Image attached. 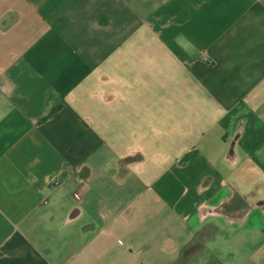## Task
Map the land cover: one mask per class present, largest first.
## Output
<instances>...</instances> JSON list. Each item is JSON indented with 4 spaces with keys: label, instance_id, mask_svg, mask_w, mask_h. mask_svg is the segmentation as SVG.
Masks as SVG:
<instances>
[{
    "label": "crops",
    "instance_id": "0c3cea01",
    "mask_svg": "<svg viewBox=\"0 0 264 264\" xmlns=\"http://www.w3.org/2000/svg\"><path fill=\"white\" fill-rule=\"evenodd\" d=\"M0 264H264V0H0Z\"/></svg>",
    "mask_w": 264,
    "mask_h": 264
},
{
    "label": "trees",
    "instance_id": "16d2710c",
    "mask_svg": "<svg viewBox=\"0 0 264 264\" xmlns=\"http://www.w3.org/2000/svg\"><path fill=\"white\" fill-rule=\"evenodd\" d=\"M188 250V249H187Z\"/></svg>",
    "mask_w": 264,
    "mask_h": 264
}]
</instances>
